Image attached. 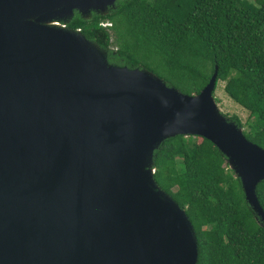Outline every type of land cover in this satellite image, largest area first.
Listing matches in <instances>:
<instances>
[{"label": "water", "instance_id": "water-1", "mask_svg": "<svg viewBox=\"0 0 264 264\" xmlns=\"http://www.w3.org/2000/svg\"><path fill=\"white\" fill-rule=\"evenodd\" d=\"M115 1L0 0V264H196L193 225L153 175L175 135L211 141L264 223V148L219 109L217 66L186 94L66 26Z\"/></svg>", "mask_w": 264, "mask_h": 264}, {"label": "trees", "instance_id": "trees-1", "mask_svg": "<svg viewBox=\"0 0 264 264\" xmlns=\"http://www.w3.org/2000/svg\"><path fill=\"white\" fill-rule=\"evenodd\" d=\"M66 26L106 50L110 63L148 69L186 94L198 93L217 66L215 88L224 82L225 93L257 117L243 133L264 148V0H116L105 15L75 11ZM153 161L157 184L193 225L196 264H264V223L211 141L175 135ZM256 195L264 210V179Z\"/></svg>", "mask_w": 264, "mask_h": 264}, {"label": "rangeland", "instance_id": "rangeland-1", "mask_svg": "<svg viewBox=\"0 0 264 264\" xmlns=\"http://www.w3.org/2000/svg\"><path fill=\"white\" fill-rule=\"evenodd\" d=\"M224 82L219 81L214 91V97L218 98L217 105L221 112L228 118L231 116H237L242 124V129H249L250 125L257 124L256 116H249V112L241 105L232 100L223 89Z\"/></svg>", "mask_w": 264, "mask_h": 264}, {"label": "built area", "instance_id": "built-area-1", "mask_svg": "<svg viewBox=\"0 0 264 264\" xmlns=\"http://www.w3.org/2000/svg\"><path fill=\"white\" fill-rule=\"evenodd\" d=\"M101 24L102 25H108L109 23L108 22H102Z\"/></svg>", "mask_w": 264, "mask_h": 264}]
</instances>
